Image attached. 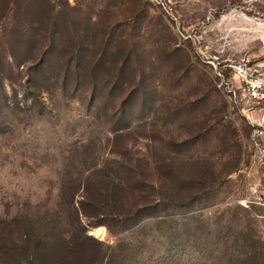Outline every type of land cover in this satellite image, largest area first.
<instances>
[{
  "label": "rangeland",
  "instance_id": "obj_1",
  "mask_svg": "<svg viewBox=\"0 0 264 264\" xmlns=\"http://www.w3.org/2000/svg\"><path fill=\"white\" fill-rule=\"evenodd\" d=\"M257 140L264 0H0V264H264Z\"/></svg>",
  "mask_w": 264,
  "mask_h": 264
},
{
  "label": "built area",
  "instance_id": "obj_2",
  "mask_svg": "<svg viewBox=\"0 0 264 264\" xmlns=\"http://www.w3.org/2000/svg\"><path fill=\"white\" fill-rule=\"evenodd\" d=\"M260 134V133H259ZM255 148H256V157H257V162L258 164L260 165L261 167V171H262V174L264 175V142L262 141H256L255 142ZM251 177H250V184L251 183ZM252 187L250 188L252 191L250 192V194L248 195V197L244 200L241 201V204L244 205V206H249L248 204H253V203H257L256 200H251V196L253 195V192H257V188H254L253 189V185H251ZM259 188H260V192H261V195L259 196V199H258V203H261V204H264V182L262 184L259 185ZM254 190V191H253Z\"/></svg>",
  "mask_w": 264,
  "mask_h": 264
},
{
  "label": "trees",
  "instance_id": "obj_3",
  "mask_svg": "<svg viewBox=\"0 0 264 264\" xmlns=\"http://www.w3.org/2000/svg\"><path fill=\"white\" fill-rule=\"evenodd\" d=\"M85 205H86V203H85ZM94 210H96L95 208H93ZM82 213H83V215H85V216H88V209H85V207H83V209H82ZM84 231H85V237L86 238H89V239H95L93 236H91V235H89V234H87V229H86V227H84Z\"/></svg>",
  "mask_w": 264,
  "mask_h": 264
},
{
  "label": "water",
  "instance_id": "obj_4",
  "mask_svg": "<svg viewBox=\"0 0 264 264\" xmlns=\"http://www.w3.org/2000/svg\"><path fill=\"white\" fill-rule=\"evenodd\" d=\"M93 232H94V231H93ZM93 232H92V230H91V233H93ZM91 233H90V234H91Z\"/></svg>",
  "mask_w": 264,
  "mask_h": 264
}]
</instances>
